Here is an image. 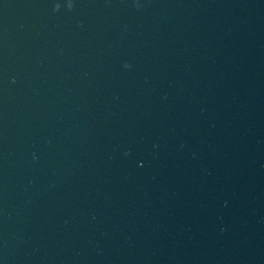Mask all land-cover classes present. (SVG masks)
Returning a JSON list of instances; mask_svg holds the SVG:
<instances>
[{"label":"water","instance_id":"water-1","mask_svg":"<svg viewBox=\"0 0 264 264\" xmlns=\"http://www.w3.org/2000/svg\"><path fill=\"white\" fill-rule=\"evenodd\" d=\"M0 264H264V0H0Z\"/></svg>","mask_w":264,"mask_h":264}]
</instances>
